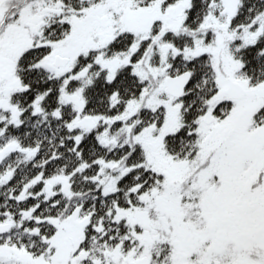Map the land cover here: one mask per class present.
<instances>
[{
	"label": "snow or ice",
	"instance_id": "snow-or-ice-1",
	"mask_svg": "<svg viewBox=\"0 0 264 264\" xmlns=\"http://www.w3.org/2000/svg\"><path fill=\"white\" fill-rule=\"evenodd\" d=\"M0 264H264V0H0Z\"/></svg>",
	"mask_w": 264,
	"mask_h": 264
}]
</instances>
